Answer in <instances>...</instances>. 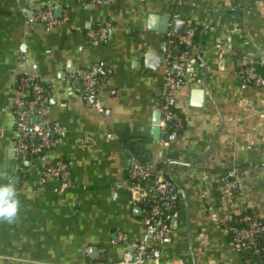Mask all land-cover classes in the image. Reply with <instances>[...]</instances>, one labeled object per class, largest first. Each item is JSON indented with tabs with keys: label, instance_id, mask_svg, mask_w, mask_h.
Wrapping results in <instances>:
<instances>
[{
	"label": "crops",
	"instance_id": "crops-1",
	"mask_svg": "<svg viewBox=\"0 0 264 264\" xmlns=\"http://www.w3.org/2000/svg\"><path fill=\"white\" fill-rule=\"evenodd\" d=\"M48 4L57 20L50 30L30 21ZM177 22L197 39L176 94L183 129L161 147L152 129L164 59L181 50L167 45ZM106 24L104 43L86 38L85 25ZM146 52L161 55L157 69L145 67ZM247 62L264 77V0H0V184H12L20 201L14 222H0V264H120L127 244L116 233L134 239L144 231L141 207L124 188L131 157L180 190L170 240L145 264H245L207 205L222 221L250 212L264 221V91L241 88L237 73ZM85 71L96 74L102 113L72 90L69 73ZM22 77L49 90L35 122L63 128L57 148L26 161L12 150ZM56 158L70 171L62 191L42 173ZM234 166L230 212L221 188H199L197 178Z\"/></svg>",
	"mask_w": 264,
	"mask_h": 264
},
{
	"label": "built area",
	"instance_id": "built-area-1",
	"mask_svg": "<svg viewBox=\"0 0 264 264\" xmlns=\"http://www.w3.org/2000/svg\"><path fill=\"white\" fill-rule=\"evenodd\" d=\"M80 3L90 1L99 4L104 0H77ZM41 24L46 30L54 28L57 20L53 16V8L46 5L38 10L30 20ZM177 21V20H175ZM84 34L89 41L104 43L107 39L109 25L92 27L84 26ZM196 29L185 25L181 35L173 32L167 33V45L171 47L178 43L181 50L176 55L171 51L165 58V70L163 74V88L159 98V138L157 143L161 147H168L174 143L183 129L181 118L176 112V94L183 88L185 79L190 72V57L196 43ZM48 53V52H46ZM241 88L257 87L264 91V77L257 71L252 62H247L238 70ZM72 82V90L78 94L87 104H90L98 113H102L100 104L96 101L97 77L94 71L82 73L70 72L68 75ZM20 97L15 103L14 113L16 121L14 125L15 141L13 154L20 161L43 156L46 152L57 148L62 143V126L54 122L43 126L32 120L39 117L42 111L48 108L49 90L39 82L28 77L19 79ZM128 181L125 191L130 197L131 205H139L146 202L145 209L141 208L143 215L144 231L134 239H127L122 232L116 233V241L126 242V248L122 251L120 264H145L147 260L160 252V249L169 242L173 232V217L178 207L180 190L171 181L163 178L147 166L138 163L134 157L128 161ZM239 169L231 167L224 172L207 175H199L197 187H204L207 183L219 186L223 204L230 212L237 209L233 198V180ZM42 173L60 181L59 190H65L70 186V171L62 158H56L51 163L44 165ZM210 185V184H209ZM136 195V197H134ZM210 218L221 231L231 236L235 251L241 255L251 253L254 256H264V221L256 214L250 212L239 220L231 217L222 221L212 204L207 205ZM262 242V246H261ZM245 264H251L245 260Z\"/></svg>",
	"mask_w": 264,
	"mask_h": 264
},
{
	"label": "clouds",
	"instance_id": "clouds-1",
	"mask_svg": "<svg viewBox=\"0 0 264 264\" xmlns=\"http://www.w3.org/2000/svg\"><path fill=\"white\" fill-rule=\"evenodd\" d=\"M6 172L0 171V177ZM20 201L15 187L12 184H0V222L13 223L18 216Z\"/></svg>",
	"mask_w": 264,
	"mask_h": 264
},
{
	"label": "water",
	"instance_id": "water-1",
	"mask_svg": "<svg viewBox=\"0 0 264 264\" xmlns=\"http://www.w3.org/2000/svg\"><path fill=\"white\" fill-rule=\"evenodd\" d=\"M164 20V19H163ZM152 28V27H151ZM185 28V23L184 22H177L174 24L173 26V33L176 35H181L184 31ZM163 28H161V32L164 30H162ZM165 62V59H164ZM162 63V57L160 54H155V53H150V52H146L144 54V64L146 68H150V69H157L160 64ZM37 117L34 116L32 118L33 121H35ZM158 123V122H157ZM157 123L156 126L153 127L152 129V134L154 135V138H157L159 135V128L157 127ZM134 197H136V195H134ZM135 211L140 212L141 209L139 207L135 208Z\"/></svg>",
	"mask_w": 264,
	"mask_h": 264
},
{
	"label": "trees",
	"instance_id": "trees-1",
	"mask_svg": "<svg viewBox=\"0 0 264 264\" xmlns=\"http://www.w3.org/2000/svg\"><path fill=\"white\" fill-rule=\"evenodd\" d=\"M196 33H197V30H196ZM196 39H197V34H196ZM255 65V67H256V64H254ZM16 88H18V90H19V80H18V82H16ZM20 93V92H19ZM20 95V94H19ZM139 206L142 208V209H145L146 208V206H147V204H146V202H143V201H141L140 203H139ZM242 216H236L235 218L237 219V220H239L240 218H241ZM261 246H262V242H261ZM241 258L243 259V260H248L251 264H264V256L261 254V255H259V256H254L253 254H251V253H246V254H242L241 253Z\"/></svg>",
	"mask_w": 264,
	"mask_h": 264
}]
</instances>
